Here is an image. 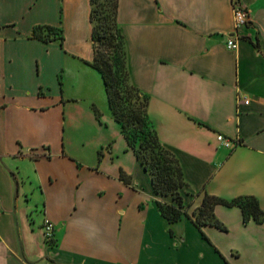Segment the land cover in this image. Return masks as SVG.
Returning a JSON list of instances; mask_svg holds the SVG:
<instances>
[{
    "label": "crops",
    "instance_id": "0c3cea01",
    "mask_svg": "<svg viewBox=\"0 0 264 264\" xmlns=\"http://www.w3.org/2000/svg\"><path fill=\"white\" fill-rule=\"evenodd\" d=\"M238 1L250 21L228 49L231 0H117L129 81L186 183L187 215L170 223L156 201L171 196L154 192L87 63L90 0H0V264H264V221L216 204L225 230L193 222L205 193L264 210V0ZM39 25L62 43L31 37Z\"/></svg>",
    "mask_w": 264,
    "mask_h": 264
},
{
    "label": "trees",
    "instance_id": "16d2710c",
    "mask_svg": "<svg viewBox=\"0 0 264 264\" xmlns=\"http://www.w3.org/2000/svg\"><path fill=\"white\" fill-rule=\"evenodd\" d=\"M111 1L109 24L102 26L94 24L92 6L94 0H90L89 18L92 24L93 59L87 63L101 74L111 115L121 125V132L136 159L149 173L154 192L171 196L173 202L156 201V204L161 215L168 222H175L183 215H187L183 195L180 192L186 184L182 168L176 155L161 144L148 118V96L129 81L125 42L117 23V0ZM44 28L52 30L50 26H35L31 37H37L45 42L58 38L60 44L62 43L63 36L60 33L55 32L57 36L50 37L49 32L47 34L43 32ZM118 73L125 81L124 84L117 78ZM92 108L95 115L99 117L98 108L94 105ZM120 175L123 180H129L123 172ZM216 204L238 206L245 223L251 219L258 223L264 221V210L254 196L242 195L226 200L205 193L200 206L193 211V222L198 228L204 224H211L220 229H226L214 215L213 210Z\"/></svg>",
    "mask_w": 264,
    "mask_h": 264
},
{
    "label": "built area",
    "instance_id": "2783aa9c",
    "mask_svg": "<svg viewBox=\"0 0 264 264\" xmlns=\"http://www.w3.org/2000/svg\"><path fill=\"white\" fill-rule=\"evenodd\" d=\"M232 3V14H233V27L234 31L231 36H228L225 45L228 49H235L237 46L236 36L238 30L246 25L250 21L249 11L246 7L242 6L238 0H231ZM241 96H239L240 98ZM244 103H248V99L243 97ZM217 140L225 148L231 149L241 143L239 138H230L222 134L217 135ZM43 236L46 241L50 242L54 232V224L47 218H44L42 222Z\"/></svg>",
    "mask_w": 264,
    "mask_h": 264
},
{
    "label": "rangeland",
    "instance_id": "374dc122",
    "mask_svg": "<svg viewBox=\"0 0 264 264\" xmlns=\"http://www.w3.org/2000/svg\"><path fill=\"white\" fill-rule=\"evenodd\" d=\"M111 2H112L111 0H94L92 5L94 8V13H93L94 24L102 25V26H107L109 24ZM90 9H91V5H90ZM117 78L120 79L122 84L125 83V81L122 79V76H120V73L117 74Z\"/></svg>",
    "mask_w": 264,
    "mask_h": 264
}]
</instances>
